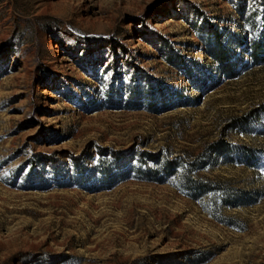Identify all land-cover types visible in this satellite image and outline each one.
I'll list each match as a JSON object with an SVG mask.
<instances>
[{
	"label": "rangeland",
	"instance_id": "374dc122",
	"mask_svg": "<svg viewBox=\"0 0 264 264\" xmlns=\"http://www.w3.org/2000/svg\"><path fill=\"white\" fill-rule=\"evenodd\" d=\"M244 36L264 0H0V264H264V62ZM220 141L253 166L196 178L249 205L163 168Z\"/></svg>",
	"mask_w": 264,
	"mask_h": 264
},
{
	"label": "trees",
	"instance_id": "16d2710c",
	"mask_svg": "<svg viewBox=\"0 0 264 264\" xmlns=\"http://www.w3.org/2000/svg\"><path fill=\"white\" fill-rule=\"evenodd\" d=\"M244 6L245 4L241 7L244 8ZM213 35V42L209 50V55L218 64V71L220 74H225L227 77L233 78L236 76V72L241 64L240 59H236L235 61L231 59L230 50L223 40L222 34H220L217 29L214 30ZM236 40L238 41V45L242 43L244 45L247 44L245 36L237 38ZM242 53L244 55L247 53L250 54L256 63L264 62V36L259 42H254L251 46L245 45ZM226 156L228 157V163L234 164L235 162H239L240 165H247L250 167L252 165L250 163L256 157L254 152L245 148L236 151L228 143L220 141L210 146V149L204 154L196 157L194 161L185 162L181 158H176L171 161L168 160L163 168L172 176L179 175V180L188 191L186 194L194 200L209 199L212 202L218 199L224 206L236 208L249 205V202H246L245 196H241L238 199L236 194H231L229 191H222L212 183L204 182L196 178L198 172L200 170H205L208 163L213 160L214 157L219 158ZM235 157H238L240 160H235ZM236 199H238L240 203L234 202Z\"/></svg>",
	"mask_w": 264,
	"mask_h": 264
},
{
	"label": "bare ground",
	"instance_id": "6f19581e",
	"mask_svg": "<svg viewBox=\"0 0 264 264\" xmlns=\"http://www.w3.org/2000/svg\"><path fill=\"white\" fill-rule=\"evenodd\" d=\"M168 23L170 24V23H172V21H168Z\"/></svg>",
	"mask_w": 264,
	"mask_h": 264
}]
</instances>
